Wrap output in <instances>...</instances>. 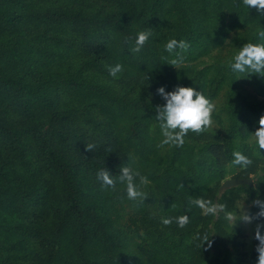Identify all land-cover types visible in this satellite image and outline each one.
Returning a JSON list of instances; mask_svg holds the SVG:
<instances>
[{
    "label": "trees",
    "instance_id": "trees-1",
    "mask_svg": "<svg viewBox=\"0 0 264 264\" xmlns=\"http://www.w3.org/2000/svg\"><path fill=\"white\" fill-rule=\"evenodd\" d=\"M147 28L152 39L133 53ZM262 31L264 15L244 0H0V264H256L257 227L247 251L232 218L238 202L255 215L264 201V149L251 142L264 73L230 65ZM170 39L188 47L169 53ZM176 53L184 62L170 65ZM116 63L124 71L112 77ZM162 85L214 105L212 124L180 147L160 146ZM237 151L253 164L233 165ZM125 166L151 181L141 205L97 180ZM228 178L253 182L220 192ZM197 198L224 208L205 214Z\"/></svg>",
    "mask_w": 264,
    "mask_h": 264
},
{
    "label": "clouds",
    "instance_id": "clouds-1",
    "mask_svg": "<svg viewBox=\"0 0 264 264\" xmlns=\"http://www.w3.org/2000/svg\"><path fill=\"white\" fill-rule=\"evenodd\" d=\"M247 9L254 8L256 13L264 15V0H244ZM259 35L264 37V31ZM153 31L150 28L139 31L134 39V45L131 49L133 53H139L145 44L152 39ZM188 44L184 40L170 39L165 45V51L169 53L175 52L176 49H186ZM184 62V57L180 53L175 54V58L170 61V65H178ZM232 73L240 74H261L264 73V43H246L239 48V51L233 56L231 61ZM124 71V65L116 63L108 66V74L116 77ZM145 80H149L147 75ZM261 76V75H260ZM156 95L162 100V105L155 108L156 121H159L160 132L163 137L160 146L170 145L180 147L185 143V136L191 132H202L207 129L213 122L212 114L214 105L201 91L193 87L176 86L173 90H166L162 85L156 89ZM256 143L260 149H264V116L259 120V127L254 133ZM93 145H88L91 150ZM233 165H239L242 168H248L253 164L252 159L241 152L233 153ZM97 180L101 186L111 190H117L118 185L125 186L126 197L136 205L145 203L147 192L142 190L144 186L151 183L146 175H143L137 168L125 166L120 169V175L113 176L104 168L97 173ZM193 203L204 210L205 214L215 215L217 208H224V205H216L211 200L197 198ZM259 211L255 215L247 212L243 213V223H251L254 219H264V201H254ZM173 218H162L163 225H170ZM178 227L183 228L189 223L187 215L176 218ZM264 228V224H257L255 239L258 240L256 252L258 253L256 264H264V234L260 229ZM211 246V241H207Z\"/></svg>",
    "mask_w": 264,
    "mask_h": 264
},
{
    "label": "rangeland",
    "instance_id": "rangeland-1",
    "mask_svg": "<svg viewBox=\"0 0 264 264\" xmlns=\"http://www.w3.org/2000/svg\"><path fill=\"white\" fill-rule=\"evenodd\" d=\"M233 35L230 37L232 38ZM219 51H215L213 52V54L210 57H207L204 59L205 62H212L214 55H216ZM255 140V138H253L251 140V142H253ZM248 206L245 205L242 201L237 203V213L236 215L232 218V224L234 225H240L242 227V229L244 230V241L246 243V250L250 251L251 246H252V238H253V234L254 231L257 227L256 224H254L253 222L251 223H243L240 221V219H242L243 213L245 212H249L248 210Z\"/></svg>",
    "mask_w": 264,
    "mask_h": 264
},
{
    "label": "water",
    "instance_id": "water-1",
    "mask_svg": "<svg viewBox=\"0 0 264 264\" xmlns=\"http://www.w3.org/2000/svg\"><path fill=\"white\" fill-rule=\"evenodd\" d=\"M252 179H237V178H228L224 180L220 187L219 190L220 192H224L228 189L240 186V185H246V186H251L252 185Z\"/></svg>",
    "mask_w": 264,
    "mask_h": 264
}]
</instances>
